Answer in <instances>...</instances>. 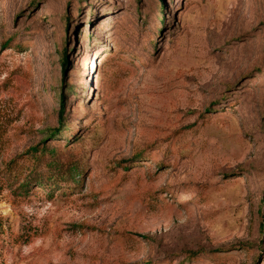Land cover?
I'll list each match as a JSON object with an SVG mask.
<instances>
[{"label":"rangeland","instance_id":"rangeland-1","mask_svg":"<svg viewBox=\"0 0 264 264\" xmlns=\"http://www.w3.org/2000/svg\"><path fill=\"white\" fill-rule=\"evenodd\" d=\"M163 1L0 0V264H264V0Z\"/></svg>","mask_w":264,"mask_h":264},{"label":"trees","instance_id":"trees-1","mask_svg":"<svg viewBox=\"0 0 264 264\" xmlns=\"http://www.w3.org/2000/svg\"><path fill=\"white\" fill-rule=\"evenodd\" d=\"M161 4V9L163 7V0H159ZM69 24V23H68ZM69 49L64 47L61 56V63L63 66V73L68 66V54ZM68 89V88H67ZM72 92L68 90L67 93ZM67 93L65 91L59 92L60 97V111L58 113V127L56 129L50 130L46 134V138L49 139V143L42 145V147L37 146L32 151L28 153L29 158L27 157V162L31 166H40L44 170L50 171V173H57L64 175L67 173L70 181L77 183V175L80 173L79 162L71 157V153L75 149V145H79L82 138H77L74 135L71 139L67 140L68 146L62 148V142H60V137H63V131L65 128V118H64V107L66 103ZM52 176V174H50Z\"/></svg>","mask_w":264,"mask_h":264}]
</instances>
